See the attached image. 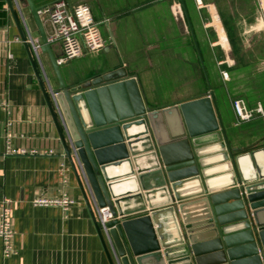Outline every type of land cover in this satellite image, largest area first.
Masks as SVG:
<instances>
[{
    "label": "crops",
    "instance_id": "obj_1",
    "mask_svg": "<svg viewBox=\"0 0 264 264\" xmlns=\"http://www.w3.org/2000/svg\"><path fill=\"white\" fill-rule=\"evenodd\" d=\"M33 1L44 7L55 0ZM67 1L71 5L81 2L89 5L95 19L102 21L99 30L105 46L95 52L84 51L80 57L59 65L66 83L124 67L128 75L136 77L143 103L151 109L207 97L211 91L230 147H244L256 141L260 145L235 154L234 161L225 158L227 150L221 146L223 139H218L217 130L197 134L211 125L209 108L213 107L211 101L198 103L189 111L191 128L197 133L192 137L186 133L187 141L182 149L179 147L181 156L192 152L198 174L185 180L179 193L201 192L195 197L206 196L209 201L212 195L219 196L238 185L251 183L264 193V120L256 115L239 123L230 115L235 98H242L250 107L259 103L264 110V98L258 96L264 89L262 36L246 33L247 27L236 33L235 29L242 28L241 22L230 26L219 14L218 19L215 15L212 27H208L210 33H200V39L195 37L198 47L200 43L203 45L204 51L200 52L204 69H208L205 59L218 69L219 78L206 72L208 88L180 0ZM10 2L13 11L6 0H0V200L3 197L10 200L15 235L14 253L4 258L0 248V264H111L109 256L112 264H118L114 250L102 234L105 250L35 74L36 68L48 92L58 84L48 53L41 51L40 46L37 54L32 49V42L37 44L32 37L37 33L36 23L27 5L20 0ZM40 19L48 37L53 27L46 15ZM195 23L191 21L193 30ZM255 41L246 49L240 48V42ZM50 45L57 60L62 54L60 44ZM222 71L227 72V79L222 78ZM154 83L160 85L157 93ZM172 116L175 115H160L163 138L172 135L164 125ZM9 149H23L26 153H9ZM63 161L68 169L61 174L59 167ZM63 193L74 200L66 209L32 202L35 198L56 199ZM89 199L96 215V202L91 195ZM260 201L264 203V194ZM260 211L264 215V206ZM222 215L217 217L224 218ZM217 230L213 228L208 241L211 249H221L217 256H222L223 264L229 263L228 248L235 250L231 257L246 259L250 239L242 224L219 225Z\"/></svg>",
    "mask_w": 264,
    "mask_h": 264
},
{
    "label": "water",
    "instance_id": "obj_2",
    "mask_svg": "<svg viewBox=\"0 0 264 264\" xmlns=\"http://www.w3.org/2000/svg\"><path fill=\"white\" fill-rule=\"evenodd\" d=\"M6 1L13 11L10 0ZM20 1L28 6L36 23L37 33L32 37L49 55L57 86L46 91L36 68L35 74L106 251L89 195L97 206H108L114 217L107 226L117 263L223 264L222 256H217L221 249H211L208 235L219 225L240 222L250 239L249 253L239 260L231 257L235 250L228 248L227 264H264V215L260 211L264 193L257 184L238 185L210 196L209 201L206 196L195 197L201 192L181 195L178 190L185 180L198 174L192 152L185 156L179 152L187 138L197 133L191 128L189 111L198 103L211 101L213 107L209 108L211 125L197 134L217 130L218 139H223L221 146L227 150L225 158L234 161L235 154L260 143L230 147L211 91L207 97L151 109L143 103L136 77L128 75L124 67L66 83L42 26L41 7L33 0ZM180 4L210 88L185 0ZM24 43L31 56L29 45ZM163 114L175 115L166 117L164 125L172 131L167 139L159 130ZM219 214L224 218H218ZM109 260L112 264L110 256Z\"/></svg>",
    "mask_w": 264,
    "mask_h": 264
},
{
    "label": "built area",
    "instance_id": "obj_3",
    "mask_svg": "<svg viewBox=\"0 0 264 264\" xmlns=\"http://www.w3.org/2000/svg\"><path fill=\"white\" fill-rule=\"evenodd\" d=\"M196 2L199 7L202 5L201 0H196ZM38 13L40 17L41 15H46L53 27V32L47 37L48 42H58L60 44L62 54L56 60L58 65L80 57L84 51L95 52L104 48L105 39L99 30V24L102 21L95 19L89 5L86 3L81 2L71 5L67 0H55L41 7ZM16 39L19 40V38ZM26 41L23 39V42ZM38 48L39 45L32 42V49L36 54ZM221 74L224 79H227V72L222 71ZM231 104L234 115L239 123L249 121L256 115H259L264 120V110L259 103L255 107H250L242 98H235ZM8 152L26 153L23 149H9ZM30 152L32 154L35 153L34 151ZM49 153H52V151H49ZM67 169L68 166L65 162H61L59 167L60 173H65ZM32 202L34 205H58L62 209H66L74 200L63 193L56 199L35 198ZM9 204L10 200L6 197L0 200V248L4 258L14 253L13 238L15 230L11 223ZM95 214L101 233L107 238L113 249L107 224L114 217L109 207H99L96 205Z\"/></svg>",
    "mask_w": 264,
    "mask_h": 264
},
{
    "label": "rangeland",
    "instance_id": "obj_4",
    "mask_svg": "<svg viewBox=\"0 0 264 264\" xmlns=\"http://www.w3.org/2000/svg\"><path fill=\"white\" fill-rule=\"evenodd\" d=\"M174 1H177V0H174ZM185 1L187 5L186 8L188 10L189 18L191 19L193 23L194 21L197 22V24L196 23L195 25L193 24V27H194L193 32H194L195 37L196 38L198 37V39H200L199 38L200 33H203L205 35L207 33H210L209 30L211 28H208V27H212L210 25L214 20V16L216 15L218 19V14H219V16L221 17V20L223 19L225 23L230 24V26L233 25L235 27V25L237 26L239 22L242 23V28L238 26L239 29L234 30L236 33L242 32L244 28L247 27L248 31L246 33L258 34L262 36V39L264 40V0H201L202 5L200 7L198 6L196 0H185ZM213 4L215 6V10L213 8ZM208 5L210 7H207ZM211 5H212V9H211ZM176 7H178V9L180 10L181 16H183V12L181 10L179 3H177ZM208 8L210 9V11L207 10ZM244 22H247L246 25L244 24ZM207 23H208V26L206 25L204 26V24H207ZM259 24H261L262 26H259ZM190 38L192 40V36ZM192 43L196 51L194 41ZM254 43H256V41L253 43L252 42H243V43L240 42V48L242 50L246 49L249 44L254 45ZM200 45L201 46H199V52L200 51L203 52L204 49H203L202 43H200ZM262 46L264 50V41L262 42ZM196 54H197V51H196ZM108 62H110V59H108ZM204 62L208 67L207 70L205 69L206 72L207 71L210 72L213 78L214 77L219 78L218 69L215 67V65L214 66L213 64L210 65L209 61L206 59L204 60ZM153 87L156 93L160 91L159 84L156 85L154 83ZM171 87H174V85L172 84ZM258 96L264 98V89L262 91L260 90V93L258 94ZM230 113H231L230 115L233 114V116L235 117L233 110H230Z\"/></svg>",
    "mask_w": 264,
    "mask_h": 264
},
{
    "label": "bare ground",
    "instance_id": "obj_5",
    "mask_svg": "<svg viewBox=\"0 0 264 264\" xmlns=\"http://www.w3.org/2000/svg\"><path fill=\"white\" fill-rule=\"evenodd\" d=\"M121 170H123V169H120V171H121ZM113 172H114V171H111V170H110V173H113Z\"/></svg>",
    "mask_w": 264,
    "mask_h": 264
}]
</instances>
